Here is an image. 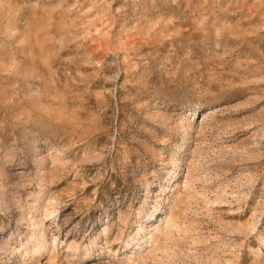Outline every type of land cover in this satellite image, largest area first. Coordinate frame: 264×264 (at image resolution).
<instances>
[{
  "label": "rangeland",
  "instance_id": "obj_1",
  "mask_svg": "<svg viewBox=\"0 0 264 264\" xmlns=\"http://www.w3.org/2000/svg\"><path fill=\"white\" fill-rule=\"evenodd\" d=\"M0 264H264V0H0Z\"/></svg>",
  "mask_w": 264,
  "mask_h": 264
}]
</instances>
